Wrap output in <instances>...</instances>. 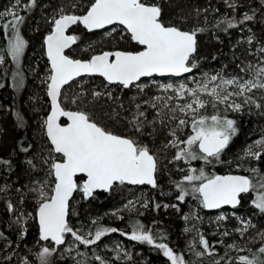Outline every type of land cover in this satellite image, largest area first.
Listing matches in <instances>:
<instances>
[{
	"label": "snow or ice",
	"instance_id": "1",
	"mask_svg": "<svg viewBox=\"0 0 264 264\" xmlns=\"http://www.w3.org/2000/svg\"><path fill=\"white\" fill-rule=\"evenodd\" d=\"M171 3L174 0H60L44 18L48 30L41 47L47 64L41 83L49 109L38 124L39 144L20 141L14 153L24 154L23 163L29 174L28 183L14 189L19 194L15 202L8 198L12 186L0 184V201L9 216L8 226L18 240L25 239L30 221L38 226L39 248L35 259L39 264H54L58 250L61 259H66L65 253L71 255L75 251L81 257L76 264H89L88 254L77 251V245L91 248L118 231L97 226L94 232L81 234L83 229H74L69 217L73 214L71 202L75 193L81 194L82 200H93L97 192L112 194L125 186L147 185L157 189L162 172L168 173L169 183L177 193L175 199L180 203L191 197L200 209L213 211L226 206L237 209L248 198L253 215L264 218V138L248 144L236 158V168L247 174H209L203 167H191L193 161H201L205 166L233 163L222 159L239 133L238 121L230 114L264 117V41H258L252 28L247 27L257 22L258 16L264 24V0H222L231 15L225 13L215 19L212 29L227 33L232 29L243 32L247 27L252 33L246 41L236 42L251 46L242 55H236L233 45L232 62L239 71L227 74L224 71L227 65L215 73L200 70L203 57L198 37L210 30L208 16L204 15L209 8H195L187 14L166 18L165 5ZM38 7L40 0H14L8 10L0 12V20L4 21L0 24V36L6 38V46L0 44V78L6 74L10 57L16 68L12 80L17 89L24 85L21 58L29 46L22 35L28 18L23 13ZM201 16H204L202 24ZM190 18L193 22L189 26ZM74 26H82L87 33L107 29L104 35L110 40L117 43L123 40L136 47L103 51L87 59L74 58L68 50H75L73 46L79 47L81 41L80 35L70 31ZM91 48L92 45H87L82 50L87 53ZM248 56L255 59L249 60ZM84 77H101L105 90L92 89L85 95L81 87L69 94L74 85H83ZM156 77L183 79L161 83ZM3 87L5 84L0 83V88ZM117 89L120 92L135 89L136 94L125 102ZM102 100L107 107L101 105L97 117L89 109H95ZM245 163L249 165L246 168ZM169 165L183 173L181 179H172L173 169ZM3 169L13 170L11 159L0 157V170ZM29 200L34 201L33 212L25 211ZM137 205L148 208L149 201L129 200L121 211H138ZM160 207L155 204V208ZM163 207L180 211L178 204ZM183 219L187 222L203 218L192 212ZM226 219L223 213L215 217L218 225ZM236 219L241 226L233 231L242 239L249 229H257L256 236L246 241L254 246L227 244L224 255L212 264H221L230 251L247 254L229 258L226 264H264V229H258L251 219L239 216ZM195 227H186L184 231L192 232ZM231 234L221 233L224 237ZM120 235L127 234L120 232ZM197 236L196 244H189L194 255L198 259L216 257L214 246L198 230ZM67 237L72 243L62 247ZM127 239L153 246L170 264H190L167 243L157 242L151 230H145L138 222ZM0 242H3L0 252L14 245L3 231ZM197 244L201 250H195ZM124 255L131 260L128 253ZM92 259L98 264H109L100 255L93 254ZM0 261L11 264L13 254L3 255ZM20 264L31 261L20 257Z\"/></svg>",
	"mask_w": 264,
	"mask_h": 264
},
{
	"label": "trees",
	"instance_id": "2",
	"mask_svg": "<svg viewBox=\"0 0 264 264\" xmlns=\"http://www.w3.org/2000/svg\"><path fill=\"white\" fill-rule=\"evenodd\" d=\"M55 2H60V0H40V7L32 10L31 12L23 13L26 14L27 21L22 27V35L28 41V47L26 48L25 55L21 58V68L20 71L23 74L24 85L22 88H14L12 73L16 71L15 65L12 64L11 58L7 57V66L5 69V75L0 78V83H4L5 87L0 88V157L4 159H11L13 162V170L9 172L7 169L0 170V184L8 183L12 186V190L9 192L8 198L15 202L18 198V193L15 192V188L21 187L28 183L29 174L25 171L24 166V154L20 153L14 155L17 145L20 141H25L26 143L32 141L39 144L37 139L38 135V124L41 117L47 114L49 109L48 99L43 96L45 105L40 107L35 106L32 103V98L35 91H39L40 87L37 86L36 81L41 75H46V57L43 55V49L41 47L43 36L47 34L48 25L45 23V17L43 16L45 11H41V7L47 4L48 7H54ZM14 0H0V12L8 10ZM209 8V13H204L208 16L209 20V31L200 35L198 37L199 41V52L203 59L201 60L200 70L209 73H215L223 69V66L227 65L224 71L227 73H233L239 71L235 67V63L232 62L233 45H236L234 51L237 56L244 53L245 48H249L246 43L237 45L236 42L241 38L242 35L249 33L247 27L252 28L253 33L256 35L258 41H264V24L259 22V16L257 22L250 23L245 27V30L241 32L239 29L229 30L227 33L216 31L212 29V22L215 19L221 17L225 13L231 15V10L226 9L222 0H174V3L166 4L164 14L165 17L174 16L179 13L187 14L195 8ZM49 8V9H50ZM218 8L219 12H212V9ZM245 9H241L244 11ZM237 16L240 15L238 12ZM204 16L200 17L201 24L203 23ZM4 21L0 20V24ZM191 18L189 19L188 25L192 24ZM244 27V26H241ZM73 34L81 36V41L79 47L83 45L84 42L88 41L92 48L90 52L85 53L83 51L78 52L77 46L74 49L68 51V54L74 58L87 59L91 54H98L102 51H98L100 47H105L104 43H91L92 38H96L100 32L87 33L81 26H76L73 29ZM215 32V34H213ZM252 34V33H250ZM218 37V39H217ZM108 41V40H107ZM105 42V41H104ZM0 44L6 46V38L0 36ZM257 47L259 44L256 45ZM107 47V46H106ZM136 46L131 43H126L121 41L117 44L114 50L126 49L133 50ZM251 47V46H250ZM108 49L109 48H105ZM255 50L254 48L252 49ZM104 51V50H103ZM107 51V50H106ZM213 56L216 59H213ZM250 58V57H247ZM35 71V73H34ZM82 80H88L89 82L95 84H102L103 81L99 77H86L81 78ZM175 78H173L174 80ZM75 86V85H74ZM88 85L82 87L85 90V95H87ZM115 88L116 86H109ZM73 88V87H72ZM70 88L68 90L69 94H73L80 89H74L72 92ZM87 90V91H86ZM122 99L127 102V100L132 96L129 90H123L120 94ZM101 105H104L103 100L97 104L95 109H89L92 111L93 115L99 117ZM107 107V105H104ZM231 118L237 119L239 133L233 139L226 150V154L222 157L225 161L229 158L236 159L239 155L238 152L242 147L248 143V135L258 133L261 130L262 118L253 115H241V114H230ZM166 163V161H164ZM200 161H193L191 167H198ZM255 163V162H254ZM169 169L173 166L169 165ZM185 168L187 166H184ZM216 174L222 173L219 169V165L214 166ZM162 183L161 177L159 180V185ZM169 186V185H168ZM172 188V185H170ZM137 187L125 186L117 190L116 192L109 194L104 192H97L96 199L93 200H82L80 198L81 194L75 193L72 200V212L73 214L69 217L70 225L76 229L79 225L88 227L89 231L94 232L96 227H108L116 229L131 230L133 226L137 224L144 225L145 230H151L152 234L156 237L157 242L167 243L169 247L176 248L182 246L184 243L183 236V223L182 214L184 209L183 203H178L180 211H176L175 208L169 207L165 209L164 204L171 205L170 199L160 195V192L156 189L150 188V186H144L141 189H148L149 207L143 209L142 213L139 215H131L129 217H124L121 220H115L114 222L109 221V213L114 210L117 206L121 205L126 198H128L132 191L137 190ZM25 190L26 189H22ZM78 200V201H76ZM75 201V202H74ZM159 203L160 208L155 209V204ZM33 200H29L26 206L28 212H33ZM244 199L242 200V205L237 209H231L235 212L241 214L243 217L251 219V221L257 225L258 229H264V218L257 215H253L254 209L243 206ZM210 215L212 213L206 212ZM8 215L4 212V204L0 201V231H3L6 236L11 241H14L12 248H6L7 250L13 249L16 256L25 255L31 264H39L35 259V253L39 248L38 241V227L35 221L30 222V227H28V233L23 241L18 240L14 234V230L8 226ZM95 220L97 223L94 225L91 223ZM235 227L225 226L223 229L229 231L232 234L227 237H222V245H216L219 241L215 236H207L206 239L209 241L210 245L214 246V251L217 254H221L224 246L230 243H237L241 247H253V244H246L247 240H252L256 236L257 229H249L248 233L245 234V238H241L237 233L233 231ZM114 234H109L101 239L98 245L92 246L93 250H102L105 248L106 241L113 237ZM161 236L163 238H161ZM68 238V237H67ZM66 238V239H67ZM3 242H0L2 244ZM19 245V247H16ZM256 247L259 245L256 244ZM63 247V246H62ZM127 248L131 256V263L135 264H169L166 257H164L158 249L147 244H135L130 247L127 243ZM247 253L240 252L239 255H244ZM233 257L229 255L226 259ZM224 260V261H225ZM54 264H73L68 258L61 259L58 254L53 257ZM223 263L225 264L226 262ZM128 263V264H131ZM4 264V263H1ZM90 264H98L97 261H92ZM109 264H117L115 261H110Z\"/></svg>",
	"mask_w": 264,
	"mask_h": 264
},
{
	"label": "rangeland",
	"instance_id": "3",
	"mask_svg": "<svg viewBox=\"0 0 264 264\" xmlns=\"http://www.w3.org/2000/svg\"><path fill=\"white\" fill-rule=\"evenodd\" d=\"M22 2H23V0H22ZM45 5H47V4H44L41 7V9H42L41 11H45L46 9H48L47 12L43 13L44 17L51 14L50 10L52 8V7L51 8L50 7H45ZM106 31H107V29L102 31V32H100V34L96 38H92L91 41H90L91 43H99V42L100 43H104L103 45L105 47H100V49H98L99 52L103 51V50H105V51L108 50V49H105V48H109V50H114L115 47L118 44L117 40H115V39L110 40L108 37H106L104 35V33ZM248 35H250V33H247V35L246 34L242 35L241 38H239V40L242 41V42L246 41V37ZM121 41H123V40H121ZM121 41H119V42H121ZM241 44H243V43H241ZM87 45H90V43L88 41L84 42L83 45L78 48V52L83 51L82 49L84 47H86ZM248 47H250V46H248ZM89 52H90V50H89ZM248 57H250V58H248L249 60H254L255 59V57H253V56H248ZM34 73H35V71H34ZM45 76H43V75L41 76L40 75L38 77V80L36 81V83H37V86L40 87V90L39 91L36 90L35 94L33 95V97L30 96V99L32 98V103H34L35 106H38V107L46 104V103H44L45 101H44V98H43V96L46 97L45 91H44V86L41 83V81L43 80V78ZM156 79L158 81H160L161 83H165V82H174L175 79H181L182 80L183 77L182 78H175L174 80H173V78H156ZM85 85H88V87H86L85 89H87L89 91L92 90V89H95V90H98V91H104L105 90L102 87V84H100V83L99 84H95V83L89 82L88 80H83V85L82 86L81 85H75L71 89L70 92H72L74 89H80L81 87H84ZM153 91H155L154 88H153ZM117 92H119V94L121 93L118 89H117ZM129 92H130V94L132 96L136 94V90L135 89H133V90H131ZM47 104H49V101H48ZM258 117H260V116H258ZM260 118H262L261 119L262 120L261 130L258 131V133H255L254 135L253 134L248 135V143L245 144L242 147V149H244L248 144H252L254 141H256L258 139H261V138H264V134H262V129H264V117H260ZM37 135H38V132H37ZM242 149L238 152V154L242 153ZM226 161H233V163L231 165H229L227 163L226 164H218L219 165V169H217V170L221 171L222 173L247 174V173H245L243 171L242 168L241 169H237L236 168V159L229 158ZM248 166H249L248 163H245L243 165V167H245V168L248 167ZM201 167H203L205 169V171L207 173H209V174H211L213 172L215 173L214 170L216 168L214 166H205L200 161L198 167H196V168H201ZM172 169H173V171L171 173L172 179H177V180L181 179L182 176H183V173L179 172V171H176L174 168H172ZM33 175H36V174L34 173ZM40 175H42V173ZM160 177H161L162 183L160 184V187L157 188L156 190H158V192H160L161 196L169 198L170 202L172 204L180 203L179 201H177L175 199L177 193L174 190L173 186H172V188H170L171 184L169 183V175H168V173L167 172H162ZM130 194L131 195L128 198H126L125 201L121 205L117 206L114 210H112L109 213V217H108L109 221L114 222L115 220L118 221V220L123 219L124 217H129L131 215H139V214L142 213L143 209H147V208H143V207H140L139 205H137L136 207L138 208V211H134V212H129L127 210H122L121 211V209H123V206L129 200H136L137 198H141L143 200L149 201L148 189L138 188L137 190L132 191ZM249 195H251V194H249ZM76 201H78V200H76ZM183 204H184V209H183V214H182V223H183L182 231H183V236H184V243H183L182 246H178L176 248L172 247V249L174 250L175 253H177L179 255H183L185 257V259L190 262V264H191V262H195V264H212V261L214 259H218L220 256L224 255L225 251L227 250L226 246H224L222 253L221 254H217L216 257L205 256V257H203L201 259H198L194 255L193 249H191L189 247L190 243L196 244V241L198 240L197 230L199 231V233L203 234L205 236V238L207 236H215L217 239H219V241L216 242V245H222V243H220V241H222L221 238L224 237V236L221 235V233L225 231L223 228L225 226L231 227V225H233V227H235V228L241 226V221L237 220L236 217H238V216L239 217H243V216L241 214L235 212L234 210H230V209L229 210L228 209L221 210V211H218V212H215V213H212V214L208 215V214H206V211H204V209H200L198 207V202L193 200L191 197L186 198V201ZM243 206H246L245 209H248L249 207L251 208L250 201H249L248 198H244ZM155 209H157V208H155ZM25 211H27V210L25 209ZM114 211L118 212V215H113L112 213ZM192 212H197L199 214V216L202 217L203 219L202 220L193 219V220H190V221L186 222L183 219V216L184 215H189ZM221 213H223L227 217V219L225 221L219 222V225H218L216 223V221H215V217L217 215L221 214ZM243 218L245 220H248V218H245V217H243ZM7 221L9 223V216H8V220ZM30 222H32V221H30ZM193 225H196V227L193 228L192 232H185L184 231L186 227L192 228ZM76 229H83V232L81 234H84V232L89 231L88 227L83 226V225H79V227L76 228ZM120 232H124L127 235H130L132 231L131 230H125V229H123V230L119 229L116 233H110L112 235L114 234V236L109 238L106 241V246H105V248H101L102 250H93L92 247L91 248H85L84 246L77 245V251L85 252V253L88 254L89 264L92 261H94V259H92L93 254L100 255L105 260H107L109 263H110V261H115L117 264H128V263H131V260H129L127 258V256L124 255V253L126 252V253H128V255H130L129 251H128V248H127V243H129L130 247H132L135 244H137V242L128 240L127 239V235L121 236ZM71 243H72L71 238L68 237L66 239V244L63 247H67ZM117 246H119V250H117ZM195 250H197V251L201 250L199 248L198 244L196 245ZM8 253H12L13 254V261L11 262V264H20V257L27 258L25 255L16 256L13 249L7 250L6 248H5V250L3 252H0V257H2L3 255H6ZM239 253L236 252V251H230L229 255L233 256V257H230V258H234V257L238 256ZM117 255H119L121 257L119 260H117L115 258ZM65 256L70 261H73V264H76V260L81 259V257L76 255L75 251L73 253H71V255L65 253ZM73 257H75V259H73ZM226 260L224 262H226ZM1 263L8 264V262H6V261H0V264ZM168 263L170 264L169 261H168ZM131 264H135V263H131ZM221 264H224L223 261L221 262Z\"/></svg>",
	"mask_w": 264,
	"mask_h": 264
},
{
	"label": "water",
	"instance_id": "4",
	"mask_svg": "<svg viewBox=\"0 0 264 264\" xmlns=\"http://www.w3.org/2000/svg\"><path fill=\"white\" fill-rule=\"evenodd\" d=\"M82 27V26H81ZM72 30V29H71ZM70 30V31H71ZM106 30V29H105ZM101 31H104V30H100V31H97V32H101ZM74 47V46H73ZM70 50V49H69ZM68 50V51H69ZM102 53V52H101ZM98 54H100V53H98ZM46 57V56H45ZM84 78H86V77H84ZM99 78H101V77H99ZM161 78V77H160ZM182 78V77H181ZM102 79V78H101ZM48 99V98H47ZM224 174H229V173H220L219 175H224ZM232 174H240V173H232ZM145 186H147V185H145ZM132 187H143V186H132ZM225 208H230V207H225ZM231 209V208H230ZM206 211H209V210H206ZM213 211H217V210H213ZM38 227V226H37Z\"/></svg>",
	"mask_w": 264,
	"mask_h": 264
},
{
	"label": "flooded vegetation",
	"instance_id": "5",
	"mask_svg": "<svg viewBox=\"0 0 264 264\" xmlns=\"http://www.w3.org/2000/svg\"><path fill=\"white\" fill-rule=\"evenodd\" d=\"M76 26H74L73 27V29L75 28ZM73 29L71 30V32L73 31ZM102 32V31H101ZM72 34H73V32H72ZM71 50V49H70ZM105 51V50H104ZM107 51H112V50H107ZM103 52V51H102ZM156 78H160V77H156ZM220 174V173H219ZM132 187V186H131ZM144 187V186H143ZM137 188H142V187H137ZM226 209H230V208H224V209H221V210H226ZM221 210H217V211H206L205 209H204V211H206V212H209V213H215V212H218V211H221ZM231 210V209H230Z\"/></svg>",
	"mask_w": 264,
	"mask_h": 264
}]
</instances>
